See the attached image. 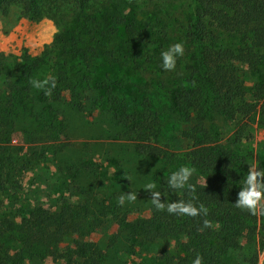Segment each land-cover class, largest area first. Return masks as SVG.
<instances>
[{"label":"trees","instance_id":"trees-1","mask_svg":"<svg viewBox=\"0 0 264 264\" xmlns=\"http://www.w3.org/2000/svg\"><path fill=\"white\" fill-rule=\"evenodd\" d=\"M184 1L183 17L169 20V12L141 13L152 0H0L1 13L17 7L58 29L39 55L0 60V143L14 132L31 142L66 137L64 118L52 104L99 113L113 138L131 140L139 157L162 161L153 182L165 207L193 204L167 184L172 172L188 166L189 184H202L207 209L191 217L154 207L150 222L125 229L129 251L121 260L130 255L135 261L129 264H192L199 253L204 264H258L263 219L234 204L249 168H264V143L255 141L252 117L238 108L248 95L255 105L264 100V0ZM179 42L184 56L164 72L160 52ZM242 66L258 79L253 85L242 81ZM51 78V95L30 84ZM230 124L235 129L224 137L221 125ZM88 216L84 201L32 223L23 219L20 252L68 236ZM114 244L109 239L107 248ZM105 261L96 247L65 264Z\"/></svg>","mask_w":264,"mask_h":264},{"label":"rangeland","instance_id":"rangeland-1","mask_svg":"<svg viewBox=\"0 0 264 264\" xmlns=\"http://www.w3.org/2000/svg\"><path fill=\"white\" fill-rule=\"evenodd\" d=\"M150 6L141 13L147 14L153 9L169 12L166 17L169 20L174 15L181 19L187 7L184 0H152ZM57 32L52 20L27 16L17 7L0 12V60L11 62L25 55L37 56L52 43ZM240 68L244 84L253 85L258 81L246 66ZM51 107L64 118L66 137L31 142L14 132L9 141L0 143L3 182L0 187V244L3 246L0 258L4 259L0 264H65L72 254L87 255L96 247L105 257V264L134 262L130 255L126 260L120 259L129 251L125 229L131 223L140 226L151 221L154 206L145 185L154 183L153 175L161 168L162 161L139 157L133 151L131 140L113 138L106 132L110 125L99 113L76 110L65 102ZM238 108L243 115L252 117L255 141L264 143V125L261 124L264 100L255 105L248 95ZM221 127L224 137H229L235 129L233 124ZM28 128L33 130L36 126L31 121ZM6 174L9 177H5ZM193 187L194 191L183 190V193L196 207L204 206L202 184ZM129 192L137 194L136 201L126 202L117 210L114 205L119 196ZM84 201L89 216L83 218L79 230L74 228L64 238L47 245L34 244L30 251L20 252L26 238L25 233L19 232L23 219L32 223L58 213L62 207H76ZM261 212L257 209L264 222ZM109 239L115 240V244L108 249ZM257 251L258 264H264V244L257 242Z\"/></svg>","mask_w":264,"mask_h":264},{"label":"clouds","instance_id":"clouds-1","mask_svg":"<svg viewBox=\"0 0 264 264\" xmlns=\"http://www.w3.org/2000/svg\"><path fill=\"white\" fill-rule=\"evenodd\" d=\"M184 56L183 42L174 43L160 52V68L164 72H171L176 69L177 60ZM32 88L38 92L42 91L44 95H51V90L56 87V81L51 79H34L30 81ZM193 169L188 166H181L177 171L172 172L167 180L168 187L172 190L194 191L193 185L189 184L192 177ZM155 183L145 185V191H148L151 196V203L157 211H167L169 215H186L195 217L203 213L207 215V209L200 205L196 207L191 202H160L161 192L156 190ZM137 199V194L134 192L123 193L118 198V205L123 206L126 202L133 203ZM234 207L241 211H246L255 215L257 209H261V214H264V168L253 167L249 168L245 175L242 187L238 193V197ZM207 220L204 221V227H209ZM192 264H204V258L199 253L196 255Z\"/></svg>","mask_w":264,"mask_h":264}]
</instances>
